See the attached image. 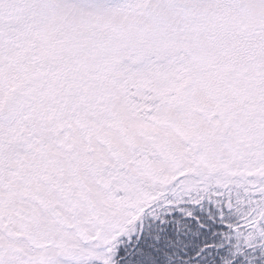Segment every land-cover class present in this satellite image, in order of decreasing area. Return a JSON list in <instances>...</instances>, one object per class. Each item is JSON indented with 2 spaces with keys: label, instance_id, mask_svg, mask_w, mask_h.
Segmentation results:
<instances>
[{
  "label": "snow or ice",
  "instance_id": "obj_1",
  "mask_svg": "<svg viewBox=\"0 0 264 264\" xmlns=\"http://www.w3.org/2000/svg\"><path fill=\"white\" fill-rule=\"evenodd\" d=\"M257 247L264 0H0V264Z\"/></svg>",
  "mask_w": 264,
  "mask_h": 264
},
{
  "label": "trees",
  "instance_id": "obj_2",
  "mask_svg": "<svg viewBox=\"0 0 264 264\" xmlns=\"http://www.w3.org/2000/svg\"><path fill=\"white\" fill-rule=\"evenodd\" d=\"M235 243V242H233ZM235 249H229L226 259L235 258L240 262V264H264V248L257 247L255 249L247 248L243 250L241 255L235 256ZM215 252L209 257V260L214 264Z\"/></svg>",
  "mask_w": 264,
  "mask_h": 264
}]
</instances>
